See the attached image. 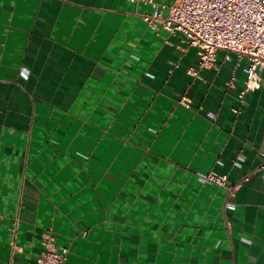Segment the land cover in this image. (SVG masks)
<instances>
[{
    "label": "crops",
    "instance_id": "crops-1",
    "mask_svg": "<svg viewBox=\"0 0 264 264\" xmlns=\"http://www.w3.org/2000/svg\"><path fill=\"white\" fill-rule=\"evenodd\" d=\"M172 2L0 0V264L47 233L64 264H264V173L226 215L201 181L262 162L264 79L241 101L223 51L189 76L195 50L144 21Z\"/></svg>",
    "mask_w": 264,
    "mask_h": 264
},
{
    "label": "built area",
    "instance_id": "built-area-1",
    "mask_svg": "<svg viewBox=\"0 0 264 264\" xmlns=\"http://www.w3.org/2000/svg\"><path fill=\"white\" fill-rule=\"evenodd\" d=\"M144 21L148 27H160L170 36L180 35L186 47L195 50L197 68H188L189 76L197 77L198 71L210 67L218 52L223 51L244 62L245 79L239 99L242 101L246 93L260 88L264 79V0H173L167 16L155 8ZM180 103L189 107L185 97H181ZM206 117L213 119L211 113ZM243 160L242 155H237L232 165L240 167ZM260 172L264 173V155L258 167L232 185L225 175L215 173L203 176L201 181L225 191L223 213L226 215L234 210L231 199L236 191L250 176ZM42 246L44 250L36 258V264H64L68 250L57 247L50 233L43 235Z\"/></svg>",
    "mask_w": 264,
    "mask_h": 264
}]
</instances>
